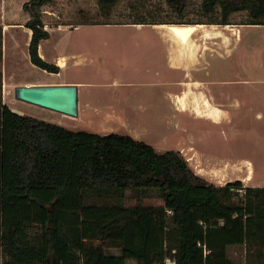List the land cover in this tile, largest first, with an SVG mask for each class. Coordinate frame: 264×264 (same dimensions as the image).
<instances>
[{
  "label": "trees",
  "instance_id": "16d2710c",
  "mask_svg": "<svg viewBox=\"0 0 264 264\" xmlns=\"http://www.w3.org/2000/svg\"><path fill=\"white\" fill-rule=\"evenodd\" d=\"M118 0H98L109 18ZM53 0H30L22 9L32 32L28 55L47 73L59 66L39 54L50 33L42 8ZM183 0H169L181 11ZM201 12L219 20L188 25H264V0H204ZM216 19V18H215ZM166 24L146 17L127 23ZM177 25V24H176ZM3 38L0 28V66ZM0 70V264H236L230 247H244V264H264V187L223 186L196 174L179 151L158 153L129 135L72 131L14 112L3 103ZM155 191L163 206L142 201ZM137 200L126 206L127 194ZM116 251L117 253H113Z\"/></svg>",
  "mask_w": 264,
  "mask_h": 264
},
{
  "label": "rangeland",
  "instance_id": "374dc122",
  "mask_svg": "<svg viewBox=\"0 0 264 264\" xmlns=\"http://www.w3.org/2000/svg\"><path fill=\"white\" fill-rule=\"evenodd\" d=\"M28 1L30 0H0V28H3L4 47L0 66L3 103L10 106L16 113L60 126L64 125L72 131H85L98 135L106 133L104 129L111 126L103 127L98 115L90 112L94 110L93 106H96V102L90 105L87 115L78 118L41 110L27 103L14 105L16 104L12 101L14 92H7V88L12 90L13 82L28 84L49 80L45 72L32 65L29 59L26 41L28 30L24 26L29 16L22 9ZM168 1L118 0L112 9L111 16L106 18L102 17L103 13L98 0H53L51 4L42 8V20L50 33V39L44 41L42 45L46 61L52 63L54 57L59 54L76 55L79 58L93 57L88 58L90 62L85 65H72L70 62L63 74L69 78L90 83L92 86L90 99L98 102L104 100L109 103L110 101L109 97L100 95V92L104 93L102 88L108 71L115 76L127 74L136 82L144 84L143 92L134 100L139 105H145L147 112L138 113L137 120L132 119L133 122L129 123L126 130L113 128L115 132H111L126 133L135 140L153 146L158 153L169 150L179 151L193 171L211 183L223 186L229 182L240 181L245 187H249L250 185H247L248 183L246 184L243 180L250 176V172H252L251 178L255 181L260 179V182L264 183V169L260 167V161L257 160L264 158L261 156L264 154V124L255 122V111L252 112L250 107V109L245 107V112L244 110L240 112L241 115L246 116V119L243 120L244 123H241L242 126L238 124L237 131L239 132H228V139L221 136L223 134L219 131L212 129L209 122L198 121L195 116L199 115L196 113L186 112L182 115L176 112L173 107H170L171 110L166 107L159 110L154 107V103L165 105L167 101L159 99V95L152 92L151 94L156 96L150 98L148 92L163 90L148 86L153 82L152 74H154L149 69L160 68L161 60L164 57V49L162 50L161 45H157L161 40L160 34L148 27L133 29L115 24L77 27L84 21L89 23H127L135 21L138 16L166 22L163 25H188V23H208L219 20L220 9H218L217 15L212 18L201 12L200 6L204 0H183L181 11L170 7ZM228 1L239 2V0ZM230 19L231 22L240 24L247 22L250 18L248 13L241 12L232 15ZM4 23H11L12 27H7L4 31ZM240 30L241 32L237 31L234 35L233 45L228 48V56H226V52L222 53L221 48L213 49V55H210L208 60L210 63L208 67H204L203 76L209 80H217L221 83L219 89H225L227 92L264 89V25L245 26ZM201 31L202 29L198 28L194 33L196 42L200 44L204 42L206 34L211 36L208 33L202 34ZM231 34L234 33L225 30L214 34V36H219L216 41L227 37L230 42ZM240 34H243V38L238 40ZM216 51L221 54L219 57L216 55ZM99 69L100 72L102 71L101 73L98 72ZM162 74L169 75V72L163 69ZM200 101L202 104L204 103V99ZM108 105L112 106V104ZM133 115L131 114V116ZM179 126L184 127L179 128ZM249 129L250 142L255 141L258 148L242 140L236 144V134L244 133L247 136ZM135 135L136 137H134ZM246 136L244 139H247ZM232 138H236L233 144L230 143ZM261 164L263 163L261 162ZM219 174L222 175L219 176ZM242 174L243 176H241ZM136 204L137 200L134 195L127 194L125 205L134 206ZM142 205L159 207L164 204L159 199L158 193L153 191L142 201ZM112 252L117 253L116 251ZM228 255L236 264H244L249 257L245 248L239 246L230 247ZM129 264L135 263L130 262Z\"/></svg>",
  "mask_w": 264,
  "mask_h": 264
},
{
  "label": "crops",
  "instance_id": "0c3cea01",
  "mask_svg": "<svg viewBox=\"0 0 264 264\" xmlns=\"http://www.w3.org/2000/svg\"><path fill=\"white\" fill-rule=\"evenodd\" d=\"M233 23L234 24L227 26L203 24L204 26L203 28H201L202 34L208 33V35L211 36L206 35L204 39L205 43L203 42L201 44L196 42L195 40L196 38L194 37V34L190 37L189 39L190 41L188 40L186 43H182L178 39L165 33L164 30L162 29L161 24L123 26L133 29L134 28L144 29L148 27L152 29L154 32H158L160 34L159 37H161V40L157 43V45H161L162 50L164 49L163 52L164 57L161 60L160 68H156L155 70L149 69L154 74H152L153 82L148 87H152V88L157 87L163 91L160 92L150 91L148 93L150 94L149 95L150 98L156 96V95H152L151 92L153 94L159 95L158 98L159 99L162 98V100L163 99L166 100L167 104L163 105V103L160 104L154 103L155 105L154 107H157L159 110H163L165 107L171 110L170 107H173L176 109V112H179L182 115H184L186 112L196 113L197 115H199V116H195L196 119H198V121H205L207 123L209 122L211 124L212 129L219 131L221 134H223L221 136H225L224 138H228V139H229L228 132L237 131L238 124L241 125V123H244L243 120L246 119V116L244 117L243 115L240 114V112L244 110L245 107H248V109L251 108L252 112L255 111L256 114L254 115V117L256 123L264 124V89H256V90H248V91L245 90L236 93L227 92V90L225 89H219V86H221L220 82H218L217 80L213 81V79L209 80L203 76L204 67L205 66L208 67L209 65L210 61L208 60H209V56L213 55L212 52L214 51L213 49L217 50V48H221L220 50L221 51L223 50L222 53L226 52L227 54L226 56H228V48L231 47V45H233L234 42L233 39H235L234 35H236L235 33H237V31L241 32L240 29L244 28L245 26H250V25H241L235 22ZM3 27H4V31H6V28L12 27V25L11 23H4ZM27 30L28 31L26 34L27 37L26 41L29 46L32 32L29 29ZM225 30L226 31L230 30L232 33H234L233 35L231 34V36L229 37L231 41L229 42V40L226 37L227 35L224 36L226 37V39L223 38L221 41H216L219 36H214V34L216 33L218 34ZM242 38H243V34H240V37H238L237 39L239 40ZM43 42L44 41L40 43L39 54L46 61V58L42 52ZM151 44L154 46L153 43ZM215 46H219V47H215ZM223 47H226L225 49L227 50L225 51ZM215 53L218 57L221 55L219 51H216ZM3 55H4V47H3ZM223 55L224 54H222V56ZM88 58H93V57L89 56ZM88 58H86L85 56L79 58L76 55H66V54L56 55L52 63L59 66L60 73L52 74L42 70L49 78L48 81L28 83V84L27 83L19 84V82H13L12 90H9V88H7V92L9 91L14 92L15 88L20 86L73 85L78 88V117L87 115L89 113L90 105L96 102V106H93L94 110L90 112H94L95 115H98V119L102 123L103 127L111 126L108 129L105 128L104 130H106V133H103L101 135L113 134V132H115L113 130L115 129L123 130L125 128H128L129 123L133 122L132 119L134 121L137 120L138 113L140 114L147 112L145 111V105H139L137 104V101L134 100L135 97L139 96L143 92L144 84L136 82L133 78H131L127 74L115 76L112 74V72L108 71L106 74V79L104 80L105 83L102 88L104 93L102 94V92H100V95H105L109 97L110 98L109 103H106V101L104 100L98 102L93 99H90V97L92 96V92L90 91L92 86L90 83L76 78H69L63 74L67 70L70 62L72 63V65H85V64H89L90 62ZM92 60H91V64L93 62ZM60 62H64V65L65 64L66 65L64 67L60 66ZM163 69L167 70V72H169V75L162 74ZM98 72L101 73L102 71L100 72L99 69ZM202 98L204 99L203 104L200 101V100L203 101ZM12 101L16 103L14 105H18V103H23L16 100L15 95ZM198 103L200 104L198 105ZM108 104H112V106ZM39 109L45 110L42 108ZM131 114L134 115L131 116ZM212 116H215V118H211ZM63 127L67 128V126L64 125ZM183 127L179 126V128H183ZM114 134L126 135V133H114ZM239 134H236L235 136L237 139L236 138L231 139L230 141L231 144H233L235 141L234 139H236V144L239 143V140L240 141L242 140V141H246L248 144L251 143L253 146H256L255 141L250 142L251 141L250 129L248 131L247 136L244 133L242 135ZM245 136L247 137V139H244ZM134 137H136V135ZM261 156L264 157V154ZM257 160L260 161L259 163L260 167L264 169V158ZM261 162L263 164H261ZM220 175L222 174H219V176ZM251 175L252 172H250V176L247 177L246 180H243L241 178L239 179L245 181L246 184L248 183L247 185H250L251 187L254 188L264 187V183L260 182V179L255 181L253 178H251ZM241 176H243V174ZM216 185H220V184H216Z\"/></svg>",
  "mask_w": 264,
  "mask_h": 264
},
{
  "label": "water",
  "instance_id": "95a60500",
  "mask_svg": "<svg viewBox=\"0 0 264 264\" xmlns=\"http://www.w3.org/2000/svg\"><path fill=\"white\" fill-rule=\"evenodd\" d=\"M14 95L20 102L67 117H78L76 86H20L15 88Z\"/></svg>",
  "mask_w": 264,
  "mask_h": 264
},
{
  "label": "bare ground",
  "instance_id": "6f19581e",
  "mask_svg": "<svg viewBox=\"0 0 264 264\" xmlns=\"http://www.w3.org/2000/svg\"><path fill=\"white\" fill-rule=\"evenodd\" d=\"M198 28H203V25H162V29L167 34L178 39L182 43H186ZM60 66L64 67V62H60ZM211 118H215V116H212Z\"/></svg>",
  "mask_w": 264,
  "mask_h": 264
},
{
  "label": "built area",
  "instance_id": "2783aa9c",
  "mask_svg": "<svg viewBox=\"0 0 264 264\" xmlns=\"http://www.w3.org/2000/svg\"><path fill=\"white\" fill-rule=\"evenodd\" d=\"M164 264H176L174 260L167 259Z\"/></svg>",
  "mask_w": 264,
  "mask_h": 264
}]
</instances>
